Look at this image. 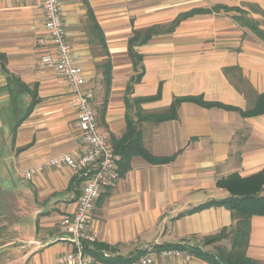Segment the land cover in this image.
I'll return each instance as SVG.
<instances>
[{
    "label": "crops",
    "instance_id": "crops-1",
    "mask_svg": "<svg viewBox=\"0 0 264 264\" xmlns=\"http://www.w3.org/2000/svg\"><path fill=\"white\" fill-rule=\"evenodd\" d=\"M61 4L84 88L94 94L99 131L111 143L125 134L130 120L152 156L175 157L163 165L135 157L124 175L119 165L118 181L97 199L89 220L88 232L96 241L84 242L109 249L100 250V260L90 256L99 264H111L110 259L129 264L166 245L204 250V238L232 225L231 212L225 207L188 211L226 199L229 192L217 186L223 178L264 174V114L241 113L254 109L264 94V41L241 23L246 18L264 30V16L255 10L264 12V0ZM223 5L229 9H216ZM45 26L40 0H0V53L5 56L4 64L0 60V264H57L75 251L62 217L77 206L82 173L63 166L33 180L24 176L61 154L78 157L84 145L67 80L41 60L51 49ZM151 28L161 32L135 45L133 59L131 37ZM106 64L111 66L108 83ZM157 94L158 100L139 103ZM184 97L233 109L183 102L176 120H143ZM248 255L264 263V216L252 217ZM192 257L189 264H210Z\"/></svg>",
    "mask_w": 264,
    "mask_h": 264
},
{
    "label": "built area",
    "instance_id": "built-area-1",
    "mask_svg": "<svg viewBox=\"0 0 264 264\" xmlns=\"http://www.w3.org/2000/svg\"><path fill=\"white\" fill-rule=\"evenodd\" d=\"M33 2L36 0H22ZM46 18V30L50 34L51 49L41 58L42 63L53 68L67 80L69 89L75 98L80 129L83 136L81 155L61 154L48 162L25 171V178L34 177L49 168L68 167L73 172H80L84 182L76 208L62 217V224L72 234L75 251L61 257L57 264H99L90 255L84 253V242L94 243L95 237L88 232L91 214L97 199L120 177L119 162L121 157L114 151L108 137L101 133L97 125L94 94L84 88L85 77L82 67L68 40L62 16L61 0H40ZM177 261L171 263V260ZM192 255L180 250L162 249L151 251L129 264H189ZM128 264V263H127Z\"/></svg>",
    "mask_w": 264,
    "mask_h": 264
},
{
    "label": "trees",
    "instance_id": "trees-1",
    "mask_svg": "<svg viewBox=\"0 0 264 264\" xmlns=\"http://www.w3.org/2000/svg\"><path fill=\"white\" fill-rule=\"evenodd\" d=\"M216 9L228 10L229 8L224 7L223 5L216 7ZM255 10L264 16L263 11H260L258 8H255ZM198 12L199 11L196 9L195 11H191L188 15L179 17L173 23L172 28L179 24L183 19L193 16ZM241 23L244 27L249 28L264 41V30L260 28V23L247 20L246 18H244ZM160 32L161 30L156 28H151L145 32H135L134 36L131 37L129 42L130 55L132 58L135 59L133 56L135 45H144L152 38V36L157 35ZM0 60L3 64L5 63V56L1 53ZM110 67L111 66L108 64L105 66L104 75L106 83L111 80ZM135 81H138V79ZM131 88L132 85L129 86V90H131ZM159 98L160 94H157L155 97L144 98L140 100L139 103L151 102L158 100ZM183 102H193L204 107H220L227 110L233 109L232 107L227 108V106L217 103H207L201 97H184L174 99L167 111L146 115L143 117V120L154 124L176 120L178 117V109ZM241 113L244 117L263 115L264 94L260 96L254 109ZM111 143L114 151L121 157L119 162L121 175H124L131 169V161L135 157H142L153 165H163L171 162L175 158L174 156L161 158L152 156L143 145L141 140V131H139L137 125L132 123L130 120H128L125 134L120 139L113 137ZM217 186L227 190L230 195L226 199L220 201H211L188 211L190 214H193L211 207H225L231 212L233 220L231 226L224 227L217 234L203 239V246H213L215 253H207V251L205 252L199 247L192 248L182 244L166 245L162 248L167 250L186 251L194 257L204 260L206 263L208 262L210 264H264L259 260L249 257L248 255L252 217L257 215L264 216V174L260 172L246 178H243L238 174H232L219 180L217 182ZM226 241H229V247L224 244ZM95 244H93L94 246L91 247L90 244L84 243V253L86 255H92L97 260H100L103 258L101 253L99 254L100 250H108L109 248L106 245ZM107 261L111 262V264L115 262L114 259Z\"/></svg>",
    "mask_w": 264,
    "mask_h": 264
},
{
    "label": "rangeland",
    "instance_id": "rangeland-1",
    "mask_svg": "<svg viewBox=\"0 0 264 264\" xmlns=\"http://www.w3.org/2000/svg\"><path fill=\"white\" fill-rule=\"evenodd\" d=\"M224 244L227 245L228 247L230 246L229 241L224 242ZM202 246H203V244H202ZM203 248H204V246H203ZM204 251H205V252L207 251V253H215V249H214L213 246L205 247V248H204Z\"/></svg>",
    "mask_w": 264,
    "mask_h": 264
}]
</instances>
